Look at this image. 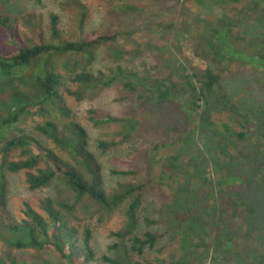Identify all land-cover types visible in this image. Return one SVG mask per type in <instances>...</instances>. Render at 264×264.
Masks as SVG:
<instances>
[{"label": "trees", "instance_id": "16d2710c", "mask_svg": "<svg viewBox=\"0 0 264 264\" xmlns=\"http://www.w3.org/2000/svg\"><path fill=\"white\" fill-rule=\"evenodd\" d=\"M137 1L100 0L104 15L119 13L112 30L91 26L94 10L81 0H59L61 14L50 13L44 27L28 22L23 37L0 12L7 37L0 47V241L9 248L0 264H146L167 232L179 238L172 264H194L192 249L210 248L236 255L238 264H264V38H245L241 20L184 29L186 22L161 21L141 4L184 0ZM221 1L245 0L195 3ZM155 46L165 55L138 66ZM175 47L181 71L169 59ZM99 59L106 66L94 70ZM111 91L110 104L124 107L119 113L100 105ZM152 131L166 140L152 143L154 135L143 134ZM121 148L130 158L105 170L99 158L125 157ZM133 162L144 169H123ZM203 165L215 176L205 178L208 190L195 184ZM6 173L22 176L30 191H51L35 209L24 204L19 222L7 208ZM165 191L170 203L150 200ZM115 216L120 225L97 256L95 229Z\"/></svg>", "mask_w": 264, "mask_h": 264}, {"label": "rangeland", "instance_id": "374dc122", "mask_svg": "<svg viewBox=\"0 0 264 264\" xmlns=\"http://www.w3.org/2000/svg\"><path fill=\"white\" fill-rule=\"evenodd\" d=\"M87 4L91 9L94 10L93 19L91 26L97 28L102 26L103 28H109L112 30L114 25L116 28L119 27L115 21L118 19V12H113L112 16L104 15L103 11L107 10V2L103 3L100 0H81ZM126 4H139L137 0H122ZM196 0H184L185 3H164L158 2L156 6H151L147 2H141L142 6L149 8L150 12L155 13L160 17L161 21H167L169 19L174 20L175 24L179 22H186L187 25L185 28H195L199 27L201 22H208L210 24H217L221 19L228 21L241 20L242 23L238 24L240 32L242 35L247 38V33L249 32L250 36L253 38H264V0H245L237 4H231L229 6L218 5L216 7H200L195 3ZM256 3V9L254 7ZM117 4L120 2L117 1ZM208 1L202 3V6H206ZM98 6H101V9H98ZM0 12L11 16L14 18V24L17 33L23 37V35L29 36L28 31V22L32 24H41V27H44L46 19L50 13L61 14V8L59 7V0H0ZM101 14V16H99ZM105 17V19H104ZM131 23V22H130ZM90 26V27H91ZM192 26V27H191ZM194 33V32H193ZM6 35L0 30V47H3L6 40ZM164 38L160 35L155 37V40L158 44H162ZM168 42H180L184 47V42L181 41L178 37L176 40L172 36H166ZM191 47H188L186 52L191 53ZM165 50L160 49L155 46L152 47V51L142 54L136 59L138 66H141V62L144 64H154L158 62L161 56L165 55ZM172 55L169 56V59L175 62L179 71L183 69V62L181 59V50L178 47H175L172 50ZM106 66V62L102 59L93 66V69L103 68ZM115 96V91L108 92L105 97L100 101V105L111 109L113 112L119 113L124 107L111 105L110 100ZM80 110L88 108L91 104L86 102L83 104L77 103ZM95 105V104H94ZM28 123H31V119L27 120ZM29 131L28 127H24ZM143 134H153L154 139L152 143H163L166 140V137L160 131L145 132ZM264 145V142H263ZM118 152H123L125 157L112 156L116 155L113 153H106L105 155L99 158L100 162L104 166V169L107 170L110 166H115L118 159L127 160L131 156V152L128 148H121ZM119 167H124L125 164L119 163ZM124 170L133 169V170H142L143 167L138 166L135 162L123 168ZM203 175L202 179L196 180L195 184L198 185L202 183V188L208 190L210 188V183L205 181L206 179H214L213 169L208 165H203ZM7 175V208L10 215L16 220L20 221L24 218V204L29 205L31 208L35 209L38 201L46 196L51 195L50 190H41V191H30L24 184L23 177L20 175H12L6 173ZM116 178V177H115ZM120 179V178H117ZM121 180V179H120ZM164 197L152 195L150 200L154 201L156 205L161 203H170L172 198L169 192L165 191ZM121 219L118 216L113 217L108 223L103 224L101 227L95 229V236L91 242V247H93L94 252L97 256L102 255L106 252L107 246H109L111 239L107 237V234L111 230H116L120 225ZM220 230V228L218 229ZM263 244V243H262ZM179 238L175 233L167 232L163 238L158 241L157 246L148 251L146 255V264H156V259L160 258L165 262V264L175 263L181 256L179 251ZM9 253V248L0 241V256ZM13 256L21 257L24 259L29 258H45L51 259L52 257L48 254L40 257L36 254L35 251H12ZM199 257V259H198ZM189 258L196 259L194 264H238L237 256L234 254L226 253L222 250H215V248H210L206 252H202V249H192ZM257 264V262L255 263Z\"/></svg>", "mask_w": 264, "mask_h": 264}]
</instances>
